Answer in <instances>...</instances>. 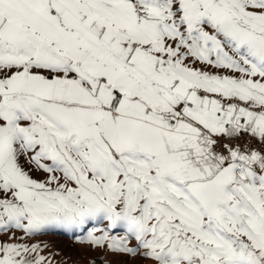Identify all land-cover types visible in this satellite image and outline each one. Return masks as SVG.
<instances>
[{"label":"snow or ice","instance_id":"6c2138e0","mask_svg":"<svg viewBox=\"0 0 264 264\" xmlns=\"http://www.w3.org/2000/svg\"><path fill=\"white\" fill-rule=\"evenodd\" d=\"M0 264H264V0H0Z\"/></svg>","mask_w":264,"mask_h":264},{"label":"rangeland","instance_id":"374dc122","mask_svg":"<svg viewBox=\"0 0 264 264\" xmlns=\"http://www.w3.org/2000/svg\"><path fill=\"white\" fill-rule=\"evenodd\" d=\"M47 238L54 240L55 245L61 249H64L65 252L71 255L74 260L77 258L76 249L81 246L73 244L72 240L69 237L63 235H50Z\"/></svg>","mask_w":264,"mask_h":264}]
</instances>
